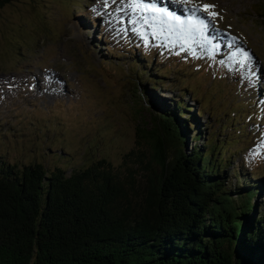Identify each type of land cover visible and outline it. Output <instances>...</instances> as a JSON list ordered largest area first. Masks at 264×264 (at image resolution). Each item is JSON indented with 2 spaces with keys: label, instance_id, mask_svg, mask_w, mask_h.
Listing matches in <instances>:
<instances>
[{
  "label": "rangeland",
  "instance_id": "obj_1",
  "mask_svg": "<svg viewBox=\"0 0 264 264\" xmlns=\"http://www.w3.org/2000/svg\"><path fill=\"white\" fill-rule=\"evenodd\" d=\"M204 4L218 15L209 16ZM118 7L105 0H15L0 9V155L47 168L83 159L117 166L137 142L146 147L139 136L150 130L146 112L182 98L196 111L194 131L202 135L197 143L187 139L184 150L215 133L227 148L231 184L233 173L257 176L264 192V0H192L186 7L201 8L197 15L218 41L191 50L146 42L132 25L110 24ZM120 27L128 30L118 34ZM238 49L251 57L246 66L236 63ZM145 65L162 86L143 97L139 91L151 87L139 81ZM135 104L145 111L137 114Z\"/></svg>",
  "mask_w": 264,
  "mask_h": 264
},
{
  "label": "trees",
  "instance_id": "obj_2",
  "mask_svg": "<svg viewBox=\"0 0 264 264\" xmlns=\"http://www.w3.org/2000/svg\"><path fill=\"white\" fill-rule=\"evenodd\" d=\"M144 67L146 97L162 82ZM192 113L182 98L161 108L164 140L140 131L146 147L137 142L117 166L83 159L47 168L0 155V264H264L257 176L233 173L231 184L227 148L213 132L183 152L202 137Z\"/></svg>",
  "mask_w": 264,
  "mask_h": 264
},
{
  "label": "snow or ice",
  "instance_id": "obj_3",
  "mask_svg": "<svg viewBox=\"0 0 264 264\" xmlns=\"http://www.w3.org/2000/svg\"><path fill=\"white\" fill-rule=\"evenodd\" d=\"M191 2L192 0H171L172 4H179L184 9L183 14H177L168 7L161 6L157 0H150V2L149 0H105L106 6L116 3L121 5L115 9V15L109 13L112 16L109 23L132 25L131 30L140 35L146 42L151 37L152 39H159L161 46L167 41L169 46L179 45L182 50L186 44L190 46L189 50H191V46L214 47L205 34L208 28L207 22L197 15L201 12V8L186 7ZM214 7V5L204 4L203 11L207 12L209 16L218 15L216 12L209 11ZM125 13L127 14L126 20L123 19ZM127 30L126 27H120L117 29V33H123ZM237 51L242 58L236 63L246 66L251 60L249 53L244 49Z\"/></svg>",
  "mask_w": 264,
  "mask_h": 264
},
{
  "label": "water",
  "instance_id": "obj_4",
  "mask_svg": "<svg viewBox=\"0 0 264 264\" xmlns=\"http://www.w3.org/2000/svg\"><path fill=\"white\" fill-rule=\"evenodd\" d=\"M136 107H138V108H136ZM144 106H141V105H139L138 104V106H136V104H135V111L137 112V114H139V113H141L142 111H145V109L143 108ZM147 111V110H146ZM147 113V117H148V123L150 124V130L149 131H144V133L145 134H148V133H150V134H156V135H158L162 140H164V136H163V134H162V132H161V130L159 129V125H158V120L156 119V117H155V114H149L148 112H146ZM182 149H183V152L185 151L184 150V148L182 147ZM167 153H168V155L170 156L169 158H172V157H174L173 155V151H172V149H168L167 150Z\"/></svg>",
  "mask_w": 264,
  "mask_h": 264
},
{
  "label": "bare ground",
  "instance_id": "obj_5",
  "mask_svg": "<svg viewBox=\"0 0 264 264\" xmlns=\"http://www.w3.org/2000/svg\"><path fill=\"white\" fill-rule=\"evenodd\" d=\"M166 2H164V3H161V0H157V2L158 3H160L161 4V6H165V7H168V8H170V4H172L171 2H169V1H167V0H165ZM175 7V6H174ZM170 8V9H172V11H175L177 14H180L179 13V10H177V8ZM206 36L210 39V41H213V42H211V44H213L214 42H216V41H218V36H216V35H214L212 32H211V30L209 29V26H208V28H207V30H206ZM226 39H223V37H222V40H220V46L221 47H223L224 45V43H226ZM207 48V47H206Z\"/></svg>",
  "mask_w": 264,
  "mask_h": 264
}]
</instances>
